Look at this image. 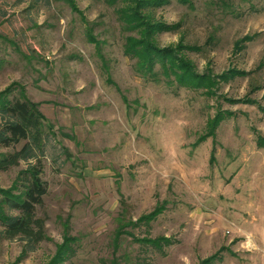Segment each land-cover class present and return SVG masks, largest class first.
Here are the masks:
<instances>
[{
	"label": "rangeland",
	"instance_id": "374dc122",
	"mask_svg": "<svg viewBox=\"0 0 264 264\" xmlns=\"http://www.w3.org/2000/svg\"><path fill=\"white\" fill-rule=\"evenodd\" d=\"M191 1L153 18L179 12L169 49H197L179 54L210 87L142 78L124 54L136 35L122 4L0 0V92L36 104L53 135L47 239L28 255L0 240V264H264V0ZM230 71L242 75L220 79ZM24 168L0 171V189ZM65 238L72 252L57 262ZM162 238L171 245L144 242Z\"/></svg>",
	"mask_w": 264,
	"mask_h": 264
},
{
	"label": "trees",
	"instance_id": "16d2710c",
	"mask_svg": "<svg viewBox=\"0 0 264 264\" xmlns=\"http://www.w3.org/2000/svg\"><path fill=\"white\" fill-rule=\"evenodd\" d=\"M73 11H78L75 0H63ZM110 7L122 4L117 11L119 19L127 32L135 34L126 39L124 54L136 61V72L144 79L158 82L159 72L165 78L174 76L183 87H210L212 79L194 73L192 66L179 52L197 49L181 47L161 50L156 46L154 38L163 32H173L174 26L156 22L153 11L166 7L173 0H102ZM177 3L193 9L191 0H175ZM159 68V71L156 69ZM242 75L237 71H230L220 79L228 80ZM264 111V110H263ZM220 116L209 121L208 136L212 137L214 130L222 122ZM46 118L39 111L36 104L25 98L13 96L11 90L0 92V171L8 172L14 168L22 169L12 186L0 189V240L19 242L23 244V255L34 253L38 246L46 241V220L38 216L39 209L44 206V199L48 194V187L43 180L44 158L49 139L53 136L45 132ZM259 146L264 148V140H259ZM163 212L157 207L148 216L142 217L138 223L148 225L155 221ZM72 239L65 238L59 247L57 262L68 258L72 248ZM156 249H162V243L171 245L165 238L144 241ZM214 258L206 260L209 263Z\"/></svg>",
	"mask_w": 264,
	"mask_h": 264
},
{
	"label": "clouds",
	"instance_id": "9594fccd",
	"mask_svg": "<svg viewBox=\"0 0 264 264\" xmlns=\"http://www.w3.org/2000/svg\"><path fill=\"white\" fill-rule=\"evenodd\" d=\"M155 21L162 22L166 25H174L180 23V14L177 11L157 12ZM155 43L161 50L169 49L180 43V36L177 33L163 32L159 33L155 38Z\"/></svg>",
	"mask_w": 264,
	"mask_h": 264
}]
</instances>
